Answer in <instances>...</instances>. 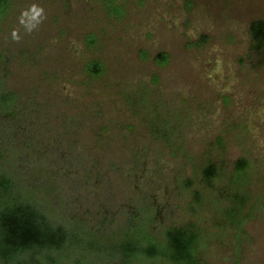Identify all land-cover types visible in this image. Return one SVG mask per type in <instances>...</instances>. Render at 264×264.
<instances>
[{
  "label": "rangeland",
  "instance_id": "obj_1",
  "mask_svg": "<svg viewBox=\"0 0 264 264\" xmlns=\"http://www.w3.org/2000/svg\"><path fill=\"white\" fill-rule=\"evenodd\" d=\"M9 1L0 175L67 233L42 264H186L179 229L197 264H264V0ZM141 238L173 258H126Z\"/></svg>",
  "mask_w": 264,
  "mask_h": 264
},
{
  "label": "trees",
  "instance_id": "obj_2",
  "mask_svg": "<svg viewBox=\"0 0 264 264\" xmlns=\"http://www.w3.org/2000/svg\"><path fill=\"white\" fill-rule=\"evenodd\" d=\"M9 6V0H0V15H3ZM250 31L253 50L264 58V20L254 21ZM169 59L167 54H160L156 57L159 64H166ZM90 71L93 74H98L102 71V66L94 63L91 65ZM15 101L16 98L13 94H5L2 97L3 105L7 104L9 110H12ZM248 166L247 160L241 159L238 162L237 174L239 178L246 173ZM215 167L212 165L207 168L205 172L207 182L214 180ZM13 185L12 178L0 175V264H42L40 258L43 252L54 253L64 248L67 233L62 227L53 226L36 206L15 199L11 193ZM167 235L172 246L184 254L186 264L198 263L196 255L199 247L195 245L197 234L194 231L171 230ZM146 241L151 243L148 238H141L136 247H128L129 249L125 250L126 258L139 259L143 255L150 260L164 256L169 259L173 258L167 252L157 251L152 247L145 248L142 244ZM27 255H31V261L26 259ZM50 259L52 262L56 260L55 257Z\"/></svg>",
  "mask_w": 264,
  "mask_h": 264
},
{
  "label": "clouds",
  "instance_id": "obj_3",
  "mask_svg": "<svg viewBox=\"0 0 264 264\" xmlns=\"http://www.w3.org/2000/svg\"><path fill=\"white\" fill-rule=\"evenodd\" d=\"M37 17H33V19H36ZM32 27H34V25H29L27 26L28 28V31H31L32 30ZM13 38L14 39H19V37L17 36L16 32H13Z\"/></svg>",
  "mask_w": 264,
  "mask_h": 264
},
{
  "label": "flooded vegetation",
  "instance_id": "obj_4",
  "mask_svg": "<svg viewBox=\"0 0 264 264\" xmlns=\"http://www.w3.org/2000/svg\"><path fill=\"white\" fill-rule=\"evenodd\" d=\"M40 212H41V211H40ZM196 262H198L197 259H196Z\"/></svg>",
  "mask_w": 264,
  "mask_h": 264
}]
</instances>
